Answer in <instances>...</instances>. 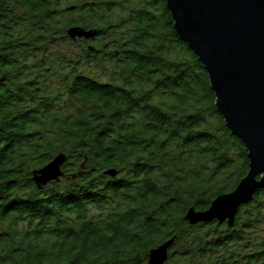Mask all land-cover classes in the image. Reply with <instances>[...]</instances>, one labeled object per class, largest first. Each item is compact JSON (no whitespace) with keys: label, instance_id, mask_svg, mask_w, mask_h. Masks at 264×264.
<instances>
[{"label":"trees","instance_id":"1","mask_svg":"<svg viewBox=\"0 0 264 264\" xmlns=\"http://www.w3.org/2000/svg\"><path fill=\"white\" fill-rule=\"evenodd\" d=\"M247 172L164 0H0V264H148L171 238L164 264H264V189L231 226L184 218Z\"/></svg>","mask_w":264,"mask_h":264},{"label":"water","instance_id":"2","mask_svg":"<svg viewBox=\"0 0 264 264\" xmlns=\"http://www.w3.org/2000/svg\"><path fill=\"white\" fill-rule=\"evenodd\" d=\"M181 41L195 53L215 95V108L226 127L247 150L248 172L234 190L215 197L207 209L190 208L185 220L226 222L231 226L238 209L264 189V0H164ZM93 29L71 26L67 36L90 39ZM92 49V47H89ZM63 153L31 172L36 187L63 176ZM104 175L115 177L117 170ZM174 238L148 253V264H164Z\"/></svg>","mask_w":264,"mask_h":264}]
</instances>
